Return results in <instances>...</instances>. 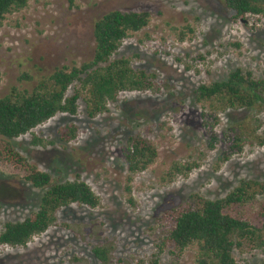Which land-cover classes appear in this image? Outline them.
<instances>
[{
	"label": "rangeland",
	"instance_id": "obj_1",
	"mask_svg": "<svg viewBox=\"0 0 264 264\" xmlns=\"http://www.w3.org/2000/svg\"><path fill=\"white\" fill-rule=\"evenodd\" d=\"M116 10L150 13L149 26L126 39L114 58H128L134 68L156 72L158 91L122 93L108 112L94 119L80 100L76 116L58 114L12 141L54 183H87L100 206L62 209L57 223L27 247L0 245V264H197V245L177 258L167 240L171 223L162 220L165 212L184 205L192 194L218 200L241 181L264 182V144L259 145L264 111L219 114L214 129L219 138L252 117L260 125L257 138L245 136L242 152L220 163L224 145L209 149L205 110L194 100L199 86L224 81L237 69L264 79V18L235 21L223 0H30L0 27V98L12 88L32 92L57 69L90 61L96 22ZM73 93L71 88L68 95ZM69 124L78 127V135L64 143L59 131ZM133 135L149 140L158 157L128 183L123 148ZM176 164L196 168L171 182L168 173ZM26 176L24 168L0 159V233L5 223L23 221L39 208L44 190L35 189ZM262 206L264 194L240 214L264 229ZM99 246L112 249L108 263L93 255ZM234 256L240 264L264 261L261 250L236 251Z\"/></svg>",
	"mask_w": 264,
	"mask_h": 264
},
{
	"label": "trees",
	"instance_id": "obj_2",
	"mask_svg": "<svg viewBox=\"0 0 264 264\" xmlns=\"http://www.w3.org/2000/svg\"><path fill=\"white\" fill-rule=\"evenodd\" d=\"M234 13L235 21L249 16L264 18V0H223ZM30 0H0V27L8 15L28 7ZM72 2V0H71ZM148 12L111 11L99 19L94 27L95 51L93 58L80 66L62 67L43 79L32 90L11 92L0 98V159L25 169V180L35 189L44 190L39 208L23 221L7 222L0 233V245L11 248L27 247L36 236L46 233L58 221V213L72 205L96 209L100 198L92 188L79 179L54 183L50 174L30 165L12 144L22 136L45 124L58 114L76 116L78 103L86 105L89 118L108 112V105L116 103L122 93L157 92L156 72L134 68L128 58H114L123 42L149 26ZM24 80H30L27 75ZM1 82V80H0ZM74 93L68 95L70 89ZM196 103L204 107L203 126L210 132L208 147L214 150L222 143L220 163L229 161L243 150L245 136L257 138V118L231 126L224 138L214 131L219 114L228 110H249L256 115L264 111V79H256L250 71L237 69L228 78L211 85H201L193 92ZM211 120L212 123L209 121ZM78 127L69 124L59 131V138L69 143L77 138ZM260 139V137H258ZM40 144L41 140H36ZM264 144L260 139L259 145ZM123 154L129 171L128 183L135 175L147 171L158 157L156 147L140 135L130 136ZM195 164H176L168 177L189 176ZM128 194L131 188H126ZM264 194V182L241 181L226 197L218 200L192 194L187 202L165 212L162 220L171 223L167 240L177 251V258L191 246L197 245V264H240L234 253L250 250L264 252V229L255 226L240 214V209L253 204ZM129 203L134 204L133 199ZM261 216L264 217V206ZM111 250L106 246L92 250L103 263L110 260ZM162 252V249L160 250ZM154 264H158L157 261ZM264 264V261L261 263Z\"/></svg>",
	"mask_w": 264,
	"mask_h": 264
}]
</instances>
